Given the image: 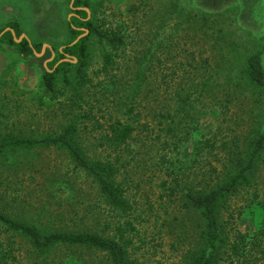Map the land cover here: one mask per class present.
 Wrapping results in <instances>:
<instances>
[{
    "label": "rangeland",
    "instance_id": "rangeland-1",
    "mask_svg": "<svg viewBox=\"0 0 264 264\" xmlns=\"http://www.w3.org/2000/svg\"><path fill=\"white\" fill-rule=\"evenodd\" d=\"M68 6L66 0H0V29L8 28L5 27L7 23H15L18 28L15 40L23 35L29 42L40 44L36 54L20 58L12 46L0 43V133L35 135L56 128L64 121L67 109L66 102L61 100L64 96L59 98V104L54 101L46 104L48 100L41 91L40 76L46 69L44 62L54 55L51 49H58L68 40ZM92 7L93 13L82 8L99 27L123 36L122 46L115 50L96 41L90 46L87 72L93 83L103 75L93 74L100 68L102 50L111 53L115 61L109 72L117 76L124 74V78L130 73L127 67L133 68L136 60H142L147 47L157 58L151 62L158 78H153V86L161 98L144 104L140 121H145L149 128L135 131L138 140L132 141L131 147H138L140 152L127 166L126 176L132 181L127 194L132 209L127 218L133 226L127 251L133 264H186L187 256L197 246L201 224L196 213L180 207L178 194L169 195V189L158 185L159 177L163 175L158 159L167 148L161 150L157 144L159 125L150 119L149 113L157 101L163 103L173 94L177 77L185 80L191 65H196L197 70L193 72L200 74L202 68L198 66L203 64L202 58H208L210 64L218 61L217 49L228 46L232 39L240 37L246 41L248 51L256 50L259 37L264 39V0H92ZM206 26L209 31L221 33L223 38L214 40L202 35L201 30H206ZM262 60L264 63V50ZM160 73H166L171 79L166 88L160 83ZM99 92V87L89 88V105L82 104V107L94 106V117L105 123L114 110L110 100L102 103ZM39 95L41 103L38 102ZM239 99L241 102L230 106L227 112L219 109V114L211 113L200 118L197 131L177 149L176 156L188 158L192 143L200 134L206 133L212 147L205 148L198 158L200 172L201 167L202 171H207L210 164L219 160L222 163L224 153L234 144L229 137L247 127L248 98ZM98 106L100 108L96 111ZM93 134L86 132L80 141H93L96 137ZM145 134L147 136L142 137ZM168 151L169 155L174 154L172 148ZM14 163H18L16 168L4 160L0 164V210L3 213L39 223L49 220L53 223L52 229L63 223L78 229H100L104 221L113 224L122 220L117 212L102 203L89 179L77 172L58 150L37 148L27 156L18 153ZM64 176L79 187L71 199L70 191L57 186L49 189V177ZM187 179L196 185L199 178L190 174ZM254 179L251 188L237 191L223 208L230 226L247 235L257 232L263 219V210L254 203L264 201V155ZM51 189L53 196L49 194ZM258 238L264 248V236ZM69 254L79 257L81 264H107L102 253L87 248L60 246L36 256L24 237L0 227V264H73L67 256ZM226 263V260H220V264ZM234 264L247 263L240 258Z\"/></svg>",
    "mask_w": 264,
    "mask_h": 264
},
{
    "label": "trees",
    "instance_id": "trees-1",
    "mask_svg": "<svg viewBox=\"0 0 264 264\" xmlns=\"http://www.w3.org/2000/svg\"><path fill=\"white\" fill-rule=\"evenodd\" d=\"M69 2L66 0L67 5ZM82 7L88 8L90 13L94 12L92 0H71L68 8L70 15L66 19L68 40L58 49H51L54 55L45 63L46 69L40 76L41 91L48 100L46 104L53 101L59 104V98L64 96L61 99L66 102L64 106L67 108L64 121L57 124L56 128H48L35 135L0 133V164L4 160L8 164L13 163V168H16L18 163L14 162L18 153L27 156L32 149L54 148L65 156L77 172L89 179L102 203L117 212L122 220L118 219L113 224L104 221L100 229H78L68 227L66 223L52 229L53 223L49 220H45V223L33 219L21 220L0 210V227L24 237L36 256L60 246L87 248L102 253L107 264H133L127 251L130 246L129 232L133 230L127 218L132 209L127 195L132 181L126 174L129 161L140 152L138 147H131L132 141L138 140L135 131L149 128L145 121H140L141 110L149 100L155 102L158 97L161 98L157 91L154 92L153 86V78L158 80L151 63L156 56L147 47L142 60H136L133 68L127 67L130 73L124 78V74L117 76L109 72L115 61L111 53L102 50L100 68L93 74L98 76L103 73V78L93 83L87 72L90 46L96 41L109 50H115L122 46L123 36L117 31L99 27ZM5 27L10 28L15 35L18 34L15 23H7ZM83 29H86V33L78 37ZM208 29L206 26L201 34L214 40L223 38L221 33ZM2 42L12 46L20 58L33 54L40 46L24 37L14 41L9 31L0 34ZM258 42L256 50L248 51L245 40L240 37L232 39L228 46L217 49L218 61L210 64L208 58H202L203 64L198 66L202 68L200 74H195L193 70H197L196 65L190 64L192 68L186 79L177 77L173 94L165 97L163 103L157 101L149 113L150 119L156 120L159 125L157 144L161 150L167 148V154L161 153L158 159L163 171L158 185L169 189V195L178 194L180 207L196 213L201 224L197 246L187 256L186 264H220L222 259L226 260V264H234L240 258L243 263L264 264V248L258 238L259 235L264 236V201L256 200L254 203L258 209L263 210V219L260 220L257 232L252 235L241 233L230 226L231 222L223 213L232 195L240 189L252 187L264 155L263 36L259 37ZM159 77L160 83L166 88L170 77L166 73H160ZM94 87H99L102 103L110 100L113 105L114 111L105 123H100L94 117V106L82 107V104L89 105L90 96L87 91ZM244 97L248 98L246 105L249 104L246 109L247 127L229 137L234 144L224 153L222 163L219 160L214 165L210 164L207 171H202L201 167L200 172L201 163L198 158L205 148L212 147L210 140L205 137L206 133L200 134L192 143L188 158L180 159L176 156L177 149L197 131L200 118L211 113L219 114V109L227 112L230 106L241 102L239 98ZM38 102H42L40 95ZM86 132L94 133L96 137L93 141H80ZM150 140L153 141L152 138ZM171 148L174 150L172 156L168 154ZM190 174L198 176L196 185L187 179ZM47 180L49 189L57 186L66 192L70 191V199L75 189L79 190L67 176L49 177ZM50 191L49 194L53 196L52 189ZM67 256L73 264H81L79 257L72 254Z\"/></svg>",
    "mask_w": 264,
    "mask_h": 264
},
{
    "label": "water",
    "instance_id": "water-1",
    "mask_svg": "<svg viewBox=\"0 0 264 264\" xmlns=\"http://www.w3.org/2000/svg\"><path fill=\"white\" fill-rule=\"evenodd\" d=\"M70 5H71V0H70V2H69V7H70ZM82 9H84V10L86 11L85 8H82ZM86 12H87V11H86ZM69 15H70V14H69ZM69 15H68V16H69ZM87 16H88V14H87ZM5 30H9V31H10V33H11V35H12L14 41H18L21 37H24V38H25V36L20 35V36L18 37V39L15 40V38H14V33H13V31H12L10 28H4V29L0 32V34H2ZM85 33H86V29H83V33H82L81 35H79L78 37L82 36V35L85 34ZM78 37H77V38H78ZM77 38H76V39H77ZM76 39H75V40H76ZM42 47H44V45H42ZM33 54H36V53L33 52ZM52 55H53V53H51V56H52ZM48 60H49V59H48ZM48 60H47V61H48ZM45 63H46V62H44V65H45Z\"/></svg>",
    "mask_w": 264,
    "mask_h": 264
}]
</instances>
